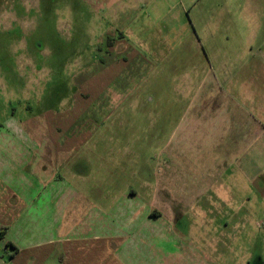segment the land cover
<instances>
[{
    "label": "rangeland",
    "instance_id": "374dc122",
    "mask_svg": "<svg viewBox=\"0 0 264 264\" xmlns=\"http://www.w3.org/2000/svg\"><path fill=\"white\" fill-rule=\"evenodd\" d=\"M262 54L264 0H0V130L14 118L11 130L28 132L40 152L35 156L44 159L53 148L51 133H65L61 122L84 114L81 126L94 130L83 147L96 182L110 178V169L113 178L127 171L130 184L136 164L146 166L147 178L157 171L166 179L169 142L191 100L193 110L200 103L206 109L207 132L223 133L211 144L231 150L235 118L214 119L235 115V99L246 98L241 88L235 94L237 81L252 63H264ZM195 68L205 69L207 78L184 74ZM258 84L254 91L264 93V82ZM259 101L264 97L252 99ZM106 135L112 146L103 142ZM225 159L231 166L235 156ZM255 161L252 185L240 188L249 195L235 197V189L225 185L224 202L214 208L205 203L214 215L201 230L184 204L172 205L171 223L182 242L203 232L206 264H264V177L256 178L264 155ZM163 197L155 209L166 215ZM163 249L168 253L161 251V263L171 246ZM0 258L9 259L3 244Z\"/></svg>",
    "mask_w": 264,
    "mask_h": 264
},
{
    "label": "crops",
    "instance_id": "0c3cea01",
    "mask_svg": "<svg viewBox=\"0 0 264 264\" xmlns=\"http://www.w3.org/2000/svg\"><path fill=\"white\" fill-rule=\"evenodd\" d=\"M251 65L254 68L235 86L236 95L238 88L246 95L242 102L235 99V115L214 119L230 123L235 118L231 150L222 151L211 144L223 133L219 131L215 136L207 132L211 120L206 109L200 103L199 109L193 110L191 100L188 108L184 107L179 130L175 127L169 142L166 179H161L157 171L153 178H147L146 166L136 164L130 167L131 177L136 180L130 184L127 171L113 178L110 169V178L96 182L92 159L83 147L89 145L94 130L81 126L84 114L64 119L61 126L67 129L65 133H51L53 148L44 153V159L35 156L40 152L33 147L30 134L20 128L11 130L16 127L14 118L7 119L0 130V227L9 230L0 244L9 259L0 258V264H206L208 259L201 248L205 243L203 232H194V239L182 242L176 225L171 223L176 219L172 205L184 204V209L199 220L195 227L201 230L203 220L214 215L206 204L214 208L224 202L225 185L235 189V197L249 195L240 188L248 190L252 185V164L258 155H264V102H252L256 95L264 97V93L254 91L260 88L258 82H264V63ZM204 70L195 68L184 74L197 73L205 76L203 81L207 78ZM143 101L149 105L148 99ZM75 107L78 105L72 110ZM106 140L105 144L112 146L108 135L103 142ZM48 154L50 157L45 158ZM229 155L235 156L234 163L230 159L235 168L225 162ZM181 160L184 168L179 164ZM259 177H264V168L257 173ZM112 188L119 189L114 194ZM161 195L167 203L166 215L155 209L162 202ZM8 242L13 245L12 253L6 248ZM167 244L171 249L161 263V251L168 253L163 249Z\"/></svg>",
    "mask_w": 264,
    "mask_h": 264
},
{
    "label": "trees",
    "instance_id": "16d2710c",
    "mask_svg": "<svg viewBox=\"0 0 264 264\" xmlns=\"http://www.w3.org/2000/svg\"><path fill=\"white\" fill-rule=\"evenodd\" d=\"M8 228L7 227H0V242H2V241H4L5 240V238H6V235H7V232H8ZM8 247H13V245L10 243V242H8L7 244H6V248H8ZM17 252V250H15L14 249V254ZM13 254V255H14Z\"/></svg>",
    "mask_w": 264,
    "mask_h": 264
}]
</instances>
